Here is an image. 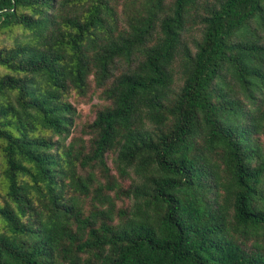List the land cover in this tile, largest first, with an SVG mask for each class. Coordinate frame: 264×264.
<instances>
[{"label":"trees","instance_id":"1","mask_svg":"<svg viewBox=\"0 0 264 264\" xmlns=\"http://www.w3.org/2000/svg\"><path fill=\"white\" fill-rule=\"evenodd\" d=\"M13 28L0 264H264V0H0Z\"/></svg>","mask_w":264,"mask_h":264},{"label":"rangeland","instance_id":"2","mask_svg":"<svg viewBox=\"0 0 264 264\" xmlns=\"http://www.w3.org/2000/svg\"><path fill=\"white\" fill-rule=\"evenodd\" d=\"M21 35V30L13 28L11 30L0 31V47L9 46L13 40ZM200 37V26L194 25L184 34V42L188 49L195 50V41ZM1 70V68H0ZM101 89H96L93 79L90 77L88 82L87 94L80 96L75 92H71L67 96V100L75 109L68 134L65 142H69L72 138L81 139L87 142L90 137L88 124L93 120L96 111L107 105V101L102 98ZM56 139V137H54ZM107 162L112 165V154L107 155ZM2 165V156L0 152V166ZM89 205V200H85V207ZM119 205V203H118Z\"/></svg>","mask_w":264,"mask_h":264}]
</instances>
